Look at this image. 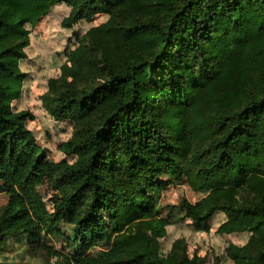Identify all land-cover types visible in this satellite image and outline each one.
Segmentation results:
<instances>
[{
	"label": "trees",
	"instance_id": "trees-1",
	"mask_svg": "<svg viewBox=\"0 0 264 264\" xmlns=\"http://www.w3.org/2000/svg\"><path fill=\"white\" fill-rule=\"evenodd\" d=\"M71 6L63 26L109 14L101 25L103 78L83 87L65 84L51 108L79 116L81 127L63 144L74 162H50L16 111L25 74L19 67L27 23L58 3ZM123 39V45L118 41ZM96 80V79H95ZM264 153V0H0V238L23 234L49 264H193L164 257L155 237L169 221L157 195L163 174L186 175L207 194L181 209L198 230L223 211L225 233H251L230 244L236 264H264V168L249 163ZM246 157V158H245ZM242 158H245L243 161ZM57 190L46 211L39 180ZM247 191L254 200L239 199ZM70 226V235L60 225ZM142 228V229H141ZM98 254L90 250L107 241ZM44 234L78 245L65 254Z\"/></svg>",
	"mask_w": 264,
	"mask_h": 264
},
{
	"label": "rangeland",
	"instance_id": "rangeland-1",
	"mask_svg": "<svg viewBox=\"0 0 264 264\" xmlns=\"http://www.w3.org/2000/svg\"><path fill=\"white\" fill-rule=\"evenodd\" d=\"M70 10L68 3L61 2L53 5L36 22L27 23L29 34L21 43L24 55L18 60L25 79L21 95L12 102L16 111L30 114L27 126L47 159L53 163L75 161V156L64 150L63 144L81 127V120L79 116L59 118L51 113V108L63 85L73 83L83 87L102 80L104 43L112 50L113 38L110 40L99 28L107 23L108 26L117 24V20H110L109 14L99 13L91 21L81 20L70 28L64 27L63 20ZM123 39L118 41L122 48ZM249 163L264 168V153L257 152L250 156ZM159 179L167 185L157 195L156 207L160 216L169 221L165 233L155 237L160 254L175 259L187 258L193 260V264H236L228 254V247L230 244H246L251 233L222 232L220 226L227 216L220 210L211 219L209 230L196 229L191 219L185 216L180 203L183 199L196 202L207 194V190L192 188L186 175L174 178L163 174ZM36 190L49 213L57 190L46 179L39 180ZM263 192L257 191L256 194L260 196ZM8 198L5 191L0 192V212ZM239 199L249 203L255 198L247 191H240ZM60 226L70 235L69 225L62 223ZM113 236L114 233H111L109 239L92 248L90 254L96 255L107 248ZM43 238L48 245L65 254H73L78 249L76 243L61 234H44ZM55 260V256H47L42 251L34 253L21 233L0 238V264H49Z\"/></svg>",
	"mask_w": 264,
	"mask_h": 264
}]
</instances>
